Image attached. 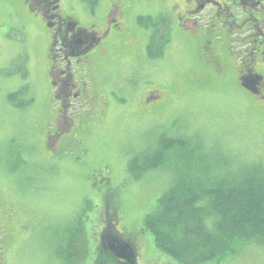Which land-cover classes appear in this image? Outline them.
<instances>
[{"label":"rangeland","instance_id":"1","mask_svg":"<svg viewBox=\"0 0 264 264\" xmlns=\"http://www.w3.org/2000/svg\"><path fill=\"white\" fill-rule=\"evenodd\" d=\"M73 1L87 12H97L102 0L100 4L99 0H61V3L68 9ZM163 3L169 6L173 21L185 16L179 0H145V4L154 8ZM225 4L235 9L239 2L225 0ZM139 8L143 6H135V11ZM234 14L237 22L247 16L242 6H237ZM228 19L225 15L218 19L204 18L198 30L205 35L197 42L192 43L191 36L182 31L163 43L161 58L151 61L146 56L145 40L138 32L140 26L147 29L133 23L132 36L125 23L127 40L135 41L138 47L135 63L138 68L122 69L127 56L120 47L109 53L112 63L105 69L110 78L102 93L75 112L69 110L67 116L72 120L65 119V113L59 118L61 129L76 125L68 138L66 132L57 130L58 120L48 114L53 107L40 100L46 69L43 54L46 41L41 27L35 23L37 31L31 27V16L21 7L20 0H0L3 264H62L59 251L77 227L83 229L87 239V258L82 264H96L102 229L109 227L115 218L114 229L130 238L135 247V264H175L154 247L152 236L142 231V224L173 180L186 175L182 162L185 151L178 159L172 157L141 177L133 178L127 172L131 157L153 145L156 134L183 135L190 139L191 146L194 142L200 144V154H196L200 156L199 162L196 161L198 169L220 171L225 165L232 172L236 162H260L258 165L264 168V113L240 87L235 60L238 64L242 59L244 47L239 39L221 38ZM74 20L81 29L91 22L82 16ZM101 28L102 24L97 27ZM209 34L219 43L212 44L213 54L206 56L208 61L197 58V54ZM157 48L153 44L152 50ZM211 61L223 70V77L218 76ZM120 77L127 87L134 89L132 97L125 87L123 90L112 84V79L118 82ZM17 78L19 82L15 81ZM101 78L102 73L89 79L100 84ZM154 95L159 98L148 102ZM45 129H51L56 141L65 139L62 147L48 145L46 149L51 155L32 142ZM75 131L80 135L75 136ZM214 170V175H218ZM108 189L106 202L103 195ZM109 210L115 211L113 218L108 217ZM105 260L103 264H114L111 256ZM222 264H264V247H247L242 254Z\"/></svg>","mask_w":264,"mask_h":264},{"label":"flooded vegetation","instance_id":"2","mask_svg":"<svg viewBox=\"0 0 264 264\" xmlns=\"http://www.w3.org/2000/svg\"><path fill=\"white\" fill-rule=\"evenodd\" d=\"M179 2L183 6L185 16H179L175 22L166 3L154 8L150 4H145V0H102L101 4L99 0L100 6L97 12H87L82 6H76L74 1L68 5V9H65L61 0H20L21 7L25 8L27 14L31 16L33 22L31 27L37 31L38 27H35L34 23L38 24L46 41L43 50L46 69L43 74L40 100L53 107V110L48 114L58 120V131L66 132L67 137L71 138L72 130L76 128V125L75 123L70 124L61 129L60 116L65 113V119L72 120L67 116L69 110L75 112L80 106L86 105L87 101L99 96L97 93H102L110 78L105 66L112 63V61L109 62V56L116 49L120 47L121 52L127 56L122 65L123 70L138 68L135 64L138 59L136 54L138 47L135 41L127 40L125 23H128L129 26L128 34L134 36L133 23L134 25L136 22L139 24L140 17L149 19L148 24L142 26L147 29L146 31L141 26L138 27L139 35L145 40V47L150 44V39L154 35L163 37V43H167L173 40L176 35L182 34V31H186L191 36L190 41L195 43L205 35H202L203 31L198 30V26L204 18L207 20L218 19L223 15L229 18L227 20L228 27L221 38L239 39L238 41L244 47L242 59L238 64L237 59L235 60L238 80L240 82L245 80V83L250 82L249 85L253 93L243 91L251 96L253 104L255 103L264 113V0H238L239 4L235 9L237 6H242L247 14L246 18L240 22L233 18L235 9L225 4V0H179ZM141 5L143 9L139 8L135 11V6ZM76 16L90 19L91 22L81 29L78 27L77 20H74ZM101 24L103 28L97 29ZM187 24L190 26L186 27ZM32 34L35 39L34 31ZM125 40H127V44H125ZM208 40L211 41L206 44ZM214 43L218 45L219 42L215 41L213 34H209L201 47L202 51L197 54V58L201 57L209 61L206 56H212V44ZM211 62L217 67L218 70L215 72L218 76L223 77V70L218 68L216 62ZM91 72L96 75L102 73L100 84L90 81L91 76L93 77ZM81 74H84L85 78H80ZM15 81L19 82L20 79L17 78ZM112 84L123 88V90L125 87L129 97L133 96L134 89L127 87L121 77L118 82L112 79ZM155 98L154 96L149 97L148 102ZM79 135V132L75 131V136ZM32 142L51 155V152L46 149L48 145L62 147L65 139L60 141L57 138L56 141L51 129H45L44 133L38 138L36 136ZM108 196L109 189L103 195L106 202ZM115 215V211H108L109 218H113ZM113 221H116V218ZM113 221L109 227L105 226L102 229L99 246L103 252L107 253V256L111 255L117 264H130L135 247L130 238H124L114 229L115 222ZM105 234L108 236L105 237ZM115 245L117 247L125 245L126 252L120 253L118 249L115 250L113 248ZM0 264H3L1 256Z\"/></svg>","mask_w":264,"mask_h":264},{"label":"trees","instance_id":"3","mask_svg":"<svg viewBox=\"0 0 264 264\" xmlns=\"http://www.w3.org/2000/svg\"><path fill=\"white\" fill-rule=\"evenodd\" d=\"M148 21L138 19L139 25ZM163 40L158 35L150 39L147 59L163 56ZM153 44L158 46L156 51ZM152 144L128 162L127 172L133 178L163 166L172 157L178 159L184 151L186 154L182 161L186 175L173 180L155 210L143 220L142 231L152 236L160 253L175 264H222L247 247H264V168L258 165L260 162H236L232 172L225 165L220 171L198 169L200 144L191 146L190 139L183 135L163 133L156 134ZM101 250L96 264L106 261L107 253ZM58 257L62 264H82L86 260L87 239L81 227L65 239Z\"/></svg>","mask_w":264,"mask_h":264},{"label":"water","instance_id":"4","mask_svg":"<svg viewBox=\"0 0 264 264\" xmlns=\"http://www.w3.org/2000/svg\"><path fill=\"white\" fill-rule=\"evenodd\" d=\"M247 81V80H246ZM249 81H248V83H245V80L244 81H242L241 83H240V85H241V87L242 88H244V89H246L247 91H249V92H252L253 93V91H252V89L250 88V85H249ZM113 248L116 250V249H118L119 250V252L120 253H124V252H126V247H124L123 245H120V246H116L115 245V247L113 246ZM133 259H134V256H133ZM133 262H131V264H132Z\"/></svg>","mask_w":264,"mask_h":264}]
</instances>
